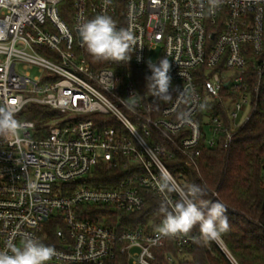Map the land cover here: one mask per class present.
Listing matches in <instances>:
<instances>
[{
  "label": "built area",
  "instance_id": "obj_1",
  "mask_svg": "<svg viewBox=\"0 0 264 264\" xmlns=\"http://www.w3.org/2000/svg\"><path fill=\"white\" fill-rule=\"evenodd\" d=\"M101 14L134 33L127 63L89 59L79 24ZM165 55L173 88L161 102L132 76ZM263 78L264 0L215 8L209 0H0V106L21 104L24 125L18 140L0 138V250L30 234L57 251L49 264H104L118 254L154 264L167 237L105 223L116 214L120 224L117 215L140 213L153 197L171 209L179 194L159 191L162 175L184 187L165 160L176 152L197 168L202 141L227 149ZM32 105L59 115L38 124L23 117ZM101 169L113 186L90 185ZM171 238L179 249L194 241Z\"/></svg>",
  "mask_w": 264,
  "mask_h": 264
},
{
  "label": "trees",
  "instance_id": "obj_2",
  "mask_svg": "<svg viewBox=\"0 0 264 264\" xmlns=\"http://www.w3.org/2000/svg\"><path fill=\"white\" fill-rule=\"evenodd\" d=\"M62 18L70 22L63 11ZM87 55L93 61L88 52ZM134 71L132 79L142 93L147 92L149 67ZM212 109L215 114L224 115L217 107ZM58 115L56 110L32 105L23 117L44 124ZM200 150L197 168L188 167L185 159L176 152L173 159L165 162L185 189L196 185L204 190L205 201H219L226 206L230 227L219 238L224 249L215 240H203L199 226H196L185 235L194 241L184 243L180 249L173 238H168L164 246L154 248L153 263L170 264L167 257L173 256L178 264H264V78L254 111L242 127L235 129L228 148L225 149L222 143L209 148L202 141ZM111 177L113 174L101 169L90 185L113 186ZM162 204L153 197L144 211L129 216L117 215L122 219L120 224H115L114 214V219L105 225L118 229L147 227L148 231H155L164 218L160 212ZM197 204H200L199 200ZM150 219L153 223L148 226ZM104 264H128V261L118 254Z\"/></svg>",
  "mask_w": 264,
  "mask_h": 264
},
{
  "label": "clouds",
  "instance_id": "obj_3",
  "mask_svg": "<svg viewBox=\"0 0 264 264\" xmlns=\"http://www.w3.org/2000/svg\"><path fill=\"white\" fill-rule=\"evenodd\" d=\"M221 2L222 0H209V5L215 8ZM79 32L82 45L97 62L127 63L136 49L137 40L134 33L125 28H117L116 22L109 15L101 14L81 21ZM148 67L151 74L146 76L147 91L155 100L169 101L172 98L170 89L173 85L169 75L171 64L168 56L165 55L156 63H149ZM21 107L18 102L0 106V138L19 139L24 125L16 119L15 114ZM159 191L179 194V200L172 204L171 210L167 201L160 207L164 218L156 227L159 235L167 238L187 235L199 226L203 240L211 241L218 240L222 233L229 230L226 206L219 201H205V192L200 187L192 185L187 189L182 188L170 174L164 173L159 183ZM57 255L53 247L44 245L30 234H25L20 246L9 243L6 250H0V264H49Z\"/></svg>",
  "mask_w": 264,
  "mask_h": 264
},
{
  "label": "rangeland",
  "instance_id": "obj_4",
  "mask_svg": "<svg viewBox=\"0 0 264 264\" xmlns=\"http://www.w3.org/2000/svg\"><path fill=\"white\" fill-rule=\"evenodd\" d=\"M159 55H160L159 51H157V52H153V53L151 54V58H150V60L153 61V60L157 59V58L159 57Z\"/></svg>",
  "mask_w": 264,
  "mask_h": 264
},
{
  "label": "snow or ice",
  "instance_id": "obj_5",
  "mask_svg": "<svg viewBox=\"0 0 264 264\" xmlns=\"http://www.w3.org/2000/svg\"><path fill=\"white\" fill-rule=\"evenodd\" d=\"M12 103H15V101H12Z\"/></svg>",
  "mask_w": 264,
  "mask_h": 264
},
{
  "label": "water",
  "instance_id": "obj_6",
  "mask_svg": "<svg viewBox=\"0 0 264 264\" xmlns=\"http://www.w3.org/2000/svg\"><path fill=\"white\" fill-rule=\"evenodd\" d=\"M80 40H81V36H80ZM82 41V40H81Z\"/></svg>",
  "mask_w": 264,
  "mask_h": 264
}]
</instances>
